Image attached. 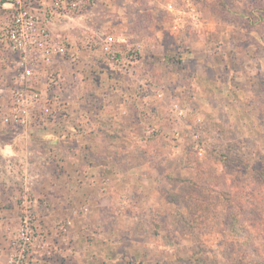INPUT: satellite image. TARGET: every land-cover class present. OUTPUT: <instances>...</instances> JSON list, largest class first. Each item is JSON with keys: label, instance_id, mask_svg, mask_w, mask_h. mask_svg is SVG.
I'll list each match as a JSON object with an SVG mask.
<instances>
[{"label": "rangeland", "instance_id": "obj_1", "mask_svg": "<svg viewBox=\"0 0 264 264\" xmlns=\"http://www.w3.org/2000/svg\"><path fill=\"white\" fill-rule=\"evenodd\" d=\"M54 1L85 73L50 75L52 115L10 124L18 55L0 50V264L29 195L61 245L31 264H264V0ZM57 146L82 155L45 159Z\"/></svg>", "mask_w": 264, "mask_h": 264}, {"label": "built area", "instance_id": "obj_2", "mask_svg": "<svg viewBox=\"0 0 264 264\" xmlns=\"http://www.w3.org/2000/svg\"><path fill=\"white\" fill-rule=\"evenodd\" d=\"M90 1V0H87ZM83 0H72L75 8ZM9 5L12 13L8 23L0 29V50L8 48L18 55L17 83L11 90L10 114L6 119L10 124L28 126L37 113L46 118L52 115L47 103H44L45 94L32 86L36 69L42 65H51L58 57L66 54L62 42L51 35L50 30L39 22L37 10L32 0H0V5ZM110 43L112 38H109ZM108 50V48H106ZM48 98V97H47ZM45 119V118H44ZM43 119V120H44ZM35 202L29 196L22 200L23 216L21 227L15 240L14 252L9 264H31L33 252L45 250L47 255L58 252L61 245L50 248V244L35 230ZM66 227H69V223ZM63 231L66 232L64 226ZM40 239V244L36 243Z\"/></svg>", "mask_w": 264, "mask_h": 264}, {"label": "crops", "instance_id": "obj_3", "mask_svg": "<svg viewBox=\"0 0 264 264\" xmlns=\"http://www.w3.org/2000/svg\"><path fill=\"white\" fill-rule=\"evenodd\" d=\"M64 3H62V5H64ZM32 5L38 12L40 24L42 26L47 27L53 33V35H55L57 38H58V36L63 38L64 33H60V32L63 31V29H66V27H67V26L64 27V24H66L65 18L67 16L63 13L64 12L63 10H57L55 8L56 2L54 0H34L32 2ZM51 5H53V6H51ZM11 13H12V10H11V7L9 5H7V4L6 5H0V29L8 23V21L10 20ZM16 58L18 59V56ZM80 58H81V61H82V59H84V62L83 61L82 62L85 64L87 59L84 58L83 56H81ZM71 67L72 66H71L70 59L60 57V58H57L53 64H51V65L42 64L36 69L33 82H35V85H37L39 87L38 88V89H40L39 91H41V92H43V94H45V97L43 100L44 103H48L49 98H47V97L50 96L49 93L50 94L53 93V91L56 89V87L57 88L59 86H62V88L66 87L65 82L58 83V84L57 83L50 84L51 82L47 83L50 75H56L57 77L58 76L61 77L63 75L65 80L69 81V80H71V77L79 78L85 73L83 71V67H85V65L84 66L79 65V67L76 66L75 69H73L74 74H72V72H71V70H72ZM48 91H49V93H48ZM82 91H83V93H81V94H78V91H77L76 96L82 97L85 94L87 97H89V100L87 102L84 100L81 105H88L89 104V108H93V110L97 111V109H98L97 105H94V103L92 102L93 92L96 93V91L95 90L91 91L89 88L83 89ZM110 95L112 96L111 93H110ZM116 97L119 98L117 95H116ZM78 99H77V101H78ZM120 108L122 109V111L125 109L124 105L121 104L120 102H111V103L107 102V104L104 105L103 107H101L99 110L100 111L105 110L106 113L113 111V122L115 123L116 120H118L117 111H120L121 110ZM39 114L40 113L38 112L37 115H39ZM37 115H36V117H37ZM93 119H95V117ZM91 124L94 125V123H91ZM46 125H48V124H46ZM91 135L96 136V132L94 131L93 134H91ZM47 139H50V138H47ZM90 139L91 140L88 144V153L90 155H92V153L94 151L93 148L96 150V144H98L97 143L98 138H90ZM49 145H51V144L49 143ZM6 147H9V146L6 145ZM56 150H57L56 152H53V153L50 152L49 154L45 155L44 158L48 159L51 156L54 157L55 153L56 154L57 153L65 154L66 152H68V153L73 152L74 157L77 159L80 158L82 155L81 154L82 152L80 151V146L77 148L75 147L71 151L67 148L57 146ZM7 151L8 150L4 149V152L7 153ZM52 154H54V155H52Z\"/></svg>", "mask_w": 264, "mask_h": 264}, {"label": "trees", "instance_id": "obj_4", "mask_svg": "<svg viewBox=\"0 0 264 264\" xmlns=\"http://www.w3.org/2000/svg\"><path fill=\"white\" fill-rule=\"evenodd\" d=\"M263 175H264V173H263ZM234 229H235V227H234Z\"/></svg>", "mask_w": 264, "mask_h": 264}]
</instances>
